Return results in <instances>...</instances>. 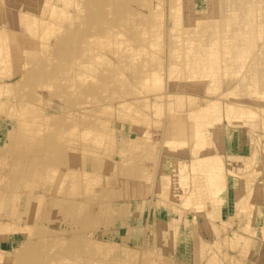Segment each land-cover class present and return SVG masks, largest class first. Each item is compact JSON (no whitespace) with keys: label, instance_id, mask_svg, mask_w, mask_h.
Instances as JSON below:
<instances>
[{"label":"rangeland","instance_id":"1","mask_svg":"<svg viewBox=\"0 0 264 264\" xmlns=\"http://www.w3.org/2000/svg\"><path fill=\"white\" fill-rule=\"evenodd\" d=\"M224 129L260 175L264 0H0V264H240Z\"/></svg>","mask_w":264,"mask_h":264},{"label":"crops","instance_id":"2","mask_svg":"<svg viewBox=\"0 0 264 264\" xmlns=\"http://www.w3.org/2000/svg\"><path fill=\"white\" fill-rule=\"evenodd\" d=\"M219 135L212 137L214 150L223 155L226 168L232 169L236 173L226 175V185L218 197L219 201L214 203L213 211L206 210V208L205 211L211 215L215 229L219 230L220 223L228 222L237 213L246 214L251 208L255 209V222L261 221L257 227L253 228L251 223L249 230L245 226L246 222H242L239 226L241 228H238L245 235L244 242L248 244V250L240 264H264V237H262L263 239L255 236L254 238L249 237V232L252 230L264 233V167L260 175L257 176L254 172L252 174L251 169L244 164L245 161L243 162L242 158H238L248 154L252 146L245 145V143L239 144L240 140H236L234 130L224 129ZM207 214H194L196 223L198 221L195 230L199 238H202L204 218L207 217Z\"/></svg>","mask_w":264,"mask_h":264},{"label":"bare ground","instance_id":"3","mask_svg":"<svg viewBox=\"0 0 264 264\" xmlns=\"http://www.w3.org/2000/svg\"><path fill=\"white\" fill-rule=\"evenodd\" d=\"M211 4V3H210ZM209 4V5H210ZM198 11V10H197ZM197 11H196V13H197ZM16 13H17V11H16ZM18 13H19V11H18ZM198 14V13H197ZM20 15H21V13H20ZM20 15H16L17 17H19ZM32 15H34V14H32V12L31 11H25L24 10V12H22V15H21V17L20 18H22V17H24V16H32ZM15 16V17H16ZM199 16H200V14H199ZM17 17L15 18V21H18V19H20V18H18L17 19ZM29 18V17H28ZM18 35H20V34H18ZM21 35H22V33H21ZM2 87H4V85L2 86ZM211 106H213V104L211 105ZM204 107V106H203ZM203 107H197V111H198V109L200 110H202L203 112H204V108ZM208 107H210V105H206V108H205V110L208 108ZM197 111H192V113L191 114H194L193 112H195V114L197 113H201V111H199V112H197ZM178 114V113H177ZM190 114V113H189ZM210 148V147H209ZM206 149L205 148V150H202V149H200V151H196V150H194V154L191 156V158H189V159H187L188 161H189V163L190 162H192L193 163V165L195 166V168H196V166H198V165H200V164H202V166H203V163H204V165H205V163L207 162V164H206V166L208 165V164H210V163H208V161H211L210 159H212V160H214V159H217V161H218V159L220 160V159H224L223 158V155L221 154V153H219L218 151H211V150H213L212 149V147L210 148V149ZM225 155V154H224ZM246 156V155H245ZM240 157H242V156H240ZM239 158V157H238ZM181 162V161H180ZM183 162H185L184 160H183ZM187 163V162H186ZM186 163H183L184 165H186ZM211 163H213V162H211ZM192 165V166H193ZM189 167H190V165H189ZM194 168V167H193ZM194 168V169H195ZM200 168H201V166H200ZM204 168V167H203ZM192 169V168H191ZM195 170H197V169H195ZM191 171V170H190ZM193 172H194V170H193ZM253 206H254V204H253ZM239 236V235H238ZM240 237H242V236H240ZM114 245L115 243H110V245ZM122 247V246H121Z\"/></svg>","mask_w":264,"mask_h":264}]
</instances>
